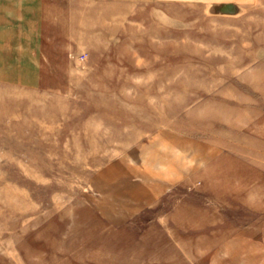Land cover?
Wrapping results in <instances>:
<instances>
[{
    "label": "rangeland",
    "instance_id": "374dc122",
    "mask_svg": "<svg viewBox=\"0 0 264 264\" xmlns=\"http://www.w3.org/2000/svg\"><path fill=\"white\" fill-rule=\"evenodd\" d=\"M0 264H264V0H0Z\"/></svg>",
    "mask_w": 264,
    "mask_h": 264
},
{
    "label": "water",
    "instance_id": "95a60500",
    "mask_svg": "<svg viewBox=\"0 0 264 264\" xmlns=\"http://www.w3.org/2000/svg\"><path fill=\"white\" fill-rule=\"evenodd\" d=\"M209 11L215 14H236L239 9L238 6L233 2L222 1L212 3L209 7Z\"/></svg>",
    "mask_w": 264,
    "mask_h": 264
},
{
    "label": "bare ground",
    "instance_id": "6f19581e",
    "mask_svg": "<svg viewBox=\"0 0 264 264\" xmlns=\"http://www.w3.org/2000/svg\"><path fill=\"white\" fill-rule=\"evenodd\" d=\"M258 221V220H257Z\"/></svg>",
    "mask_w": 264,
    "mask_h": 264
}]
</instances>
